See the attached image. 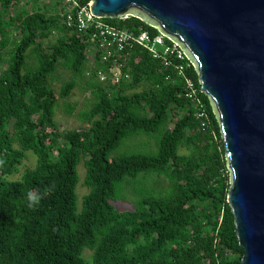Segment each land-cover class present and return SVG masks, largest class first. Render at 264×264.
<instances>
[{"label":"trees","instance_id":"obj_1","mask_svg":"<svg viewBox=\"0 0 264 264\" xmlns=\"http://www.w3.org/2000/svg\"><path fill=\"white\" fill-rule=\"evenodd\" d=\"M53 7L49 14L40 0H0V264H240L219 124L194 66L177 75L134 46L127 80L101 84L94 71L85 80L93 101L79 118L88 126L58 132L48 77L58 66L80 76L91 58L86 38L64 24L66 5ZM100 19L128 32H158L140 17ZM51 33L57 39L43 45ZM28 50L38 61L34 70L24 69ZM74 85V77L63 82L58 95ZM140 85L147 87L126 91ZM136 133L156 134V152L110 157ZM26 151L34 166L7 179ZM80 161L88 192L78 209ZM140 173L163 176L165 189L139 195L132 210H115V189ZM29 194L37 197L31 208Z\"/></svg>","mask_w":264,"mask_h":264},{"label":"water","instance_id":"obj_2","mask_svg":"<svg viewBox=\"0 0 264 264\" xmlns=\"http://www.w3.org/2000/svg\"><path fill=\"white\" fill-rule=\"evenodd\" d=\"M97 18L140 17L178 43L219 124L240 264H264V0H90Z\"/></svg>","mask_w":264,"mask_h":264},{"label":"rangeland","instance_id":"obj_3","mask_svg":"<svg viewBox=\"0 0 264 264\" xmlns=\"http://www.w3.org/2000/svg\"><path fill=\"white\" fill-rule=\"evenodd\" d=\"M60 2L63 5L62 0H40V2L47 6V12L53 14L57 7H53L54 2ZM57 39V35L49 34L41 41L43 45L52 44ZM37 60L33 51L28 50L24 69L34 70L37 66ZM3 67L4 65H0ZM93 66V61L88 63L82 69L80 76L74 75L70 69H66L62 66H58L51 76L48 77V84L57 94L56 104L53 108V121L55 129L58 132H63L71 129L86 128L88 124L79 118L80 113L89 104L92 103V99L89 97V90L85 87V80L90 79L89 72L90 67ZM75 78V85L70 90L68 95L59 96L58 92L63 82L70 78ZM147 85H140L134 88L126 90L127 92H134L146 88ZM46 132H50L47 127L44 129ZM156 134H143L136 133L120 142V144L110 153V157H116L122 154L128 153H146L153 154L156 152L155 145ZM60 142L61 138H57ZM186 149L179 148V153H186ZM35 156L31 151L25 152V158L21 160L17 167V171L7 176V179L14 180L20 177L22 171L26 168H32L35 164ZM227 170V166H226ZM228 171V170H227ZM76 173L78 177V183L75 187L76 205L78 209L81 206L83 196L88 192V188L83 185V179L85 174V168L80 161L76 165ZM127 184V185H126ZM166 179L163 176H156L154 173L144 174L140 173L133 178L127 179L123 184L118 186L114 192V198L110 200V204L117 211L132 210L137 207V199L139 195L145 193H158L163 191L166 187ZM91 252L88 249L83 251V256L86 260L90 259Z\"/></svg>","mask_w":264,"mask_h":264},{"label":"built area","instance_id":"obj_4","mask_svg":"<svg viewBox=\"0 0 264 264\" xmlns=\"http://www.w3.org/2000/svg\"><path fill=\"white\" fill-rule=\"evenodd\" d=\"M66 5L64 24L87 41L86 52L106 65L105 69L90 67L95 79L101 83L117 84L129 77L128 61L131 50L139 46L148 51L152 58L157 59L164 67H171L177 75H184V69L192 63L178 50V43L162 32L150 34L145 30L137 33L128 32L103 22L93 16L87 5H80L77 0H62ZM126 16H120L125 18ZM186 96L192 97L194 86L190 79L185 78Z\"/></svg>","mask_w":264,"mask_h":264},{"label":"clouds","instance_id":"obj_5","mask_svg":"<svg viewBox=\"0 0 264 264\" xmlns=\"http://www.w3.org/2000/svg\"><path fill=\"white\" fill-rule=\"evenodd\" d=\"M37 197L33 196L32 194H29L28 196V207L31 208L33 207L34 203L36 202Z\"/></svg>","mask_w":264,"mask_h":264}]
</instances>
